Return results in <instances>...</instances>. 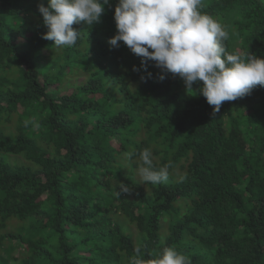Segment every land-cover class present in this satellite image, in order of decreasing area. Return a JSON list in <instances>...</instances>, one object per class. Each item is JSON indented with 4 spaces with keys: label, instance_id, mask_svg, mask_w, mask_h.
<instances>
[{
    "label": "trees",
    "instance_id": "1",
    "mask_svg": "<svg viewBox=\"0 0 264 264\" xmlns=\"http://www.w3.org/2000/svg\"><path fill=\"white\" fill-rule=\"evenodd\" d=\"M47 3L0 0V264H129L137 245L145 258L171 245L192 264H264V86L213 113L108 43L117 0L61 48L42 38ZM202 11L228 52L264 58V0ZM145 147L156 168L173 163L168 182L138 176ZM120 183L132 191L117 197Z\"/></svg>",
    "mask_w": 264,
    "mask_h": 264
},
{
    "label": "clouds",
    "instance_id": "2",
    "mask_svg": "<svg viewBox=\"0 0 264 264\" xmlns=\"http://www.w3.org/2000/svg\"><path fill=\"white\" fill-rule=\"evenodd\" d=\"M110 0H48L47 6L38 5L47 28L42 38L51 40L57 48L74 46L80 31L74 24L93 26L100 22L104 5ZM203 0H117L114 7L116 33L108 43L119 47V42L141 58L140 68L147 78L148 62L160 69L159 79L165 74L178 76L189 96L202 95L220 111L226 101H235L251 94L256 86H264V58L249 52H228L225 41L229 33L216 18L202 11ZM145 77H142V79ZM202 85L193 89V84ZM27 123V122H26ZM35 128L40 125L32 121ZM131 159L133 153L125 154ZM173 163L156 168L150 147L139 153L138 175L145 183L168 182ZM115 194L130 193L128 185L120 183ZM129 264H192L191 258L175 246H165L145 258L140 245L133 250Z\"/></svg>",
    "mask_w": 264,
    "mask_h": 264
},
{
    "label": "rangeland",
    "instance_id": "3",
    "mask_svg": "<svg viewBox=\"0 0 264 264\" xmlns=\"http://www.w3.org/2000/svg\"><path fill=\"white\" fill-rule=\"evenodd\" d=\"M82 79H83L82 76H78V77H76V78L71 79V82H79V81H81ZM18 162H19V163H24V159H23V158H19ZM138 176H139V175H138ZM129 227H130V231H131L132 233H135V226H134V224H130Z\"/></svg>",
    "mask_w": 264,
    "mask_h": 264
}]
</instances>
